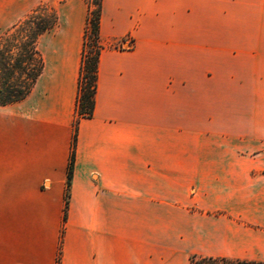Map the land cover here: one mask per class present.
<instances>
[{"label": "crops", "instance_id": "crops-1", "mask_svg": "<svg viewBox=\"0 0 264 264\" xmlns=\"http://www.w3.org/2000/svg\"><path fill=\"white\" fill-rule=\"evenodd\" d=\"M44 1L0 0V35ZM58 27L0 105V264L264 261V0H103L66 220L84 24Z\"/></svg>", "mask_w": 264, "mask_h": 264}, {"label": "trees", "instance_id": "trees-1", "mask_svg": "<svg viewBox=\"0 0 264 264\" xmlns=\"http://www.w3.org/2000/svg\"><path fill=\"white\" fill-rule=\"evenodd\" d=\"M88 7L83 35L80 72L77 84L75 117L64 220L67 218L69 188L75 160L78 127L81 119L91 118L95 109L97 74L100 55L104 47L100 42L103 0H83ZM56 10L39 6L24 19L0 36V105L24 99L32 90L44 69V60L37 48L39 38L58 25ZM91 39L89 45L88 40ZM58 254V263H59ZM264 264V261H241L213 257H193L191 264Z\"/></svg>", "mask_w": 264, "mask_h": 264}, {"label": "rangeland", "instance_id": "rangeland-1", "mask_svg": "<svg viewBox=\"0 0 264 264\" xmlns=\"http://www.w3.org/2000/svg\"><path fill=\"white\" fill-rule=\"evenodd\" d=\"M85 2L81 0H45L44 2L36 5H29L23 8V11L19 14V18L17 22L24 19L28 14H30L34 9H36L39 6H48L52 7L56 10L59 20L58 24L59 27L57 30H68L70 32L75 31L77 24L83 21L84 24V30L86 25V17L88 14V7L84 4ZM16 9L20 8H10V11H15ZM15 22L14 24H16ZM14 24H12L9 28H11ZM8 28V29H9ZM6 31V30H5ZM4 31V32H5ZM3 32L1 33V35ZM0 35V36H1ZM84 35V33H83ZM89 45L91 44V39L88 40ZM123 45L120 43V46ZM114 44H109L108 47H113ZM128 44H125V47H127ZM223 264V263H221Z\"/></svg>", "mask_w": 264, "mask_h": 264}]
</instances>
